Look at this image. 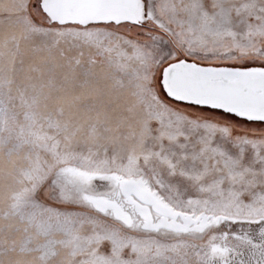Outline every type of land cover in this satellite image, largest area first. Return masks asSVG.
Segmentation results:
<instances>
[{
  "label": "snow or ice",
  "instance_id": "obj_1",
  "mask_svg": "<svg viewBox=\"0 0 264 264\" xmlns=\"http://www.w3.org/2000/svg\"><path fill=\"white\" fill-rule=\"evenodd\" d=\"M0 264H264V0H0Z\"/></svg>",
  "mask_w": 264,
  "mask_h": 264
}]
</instances>
